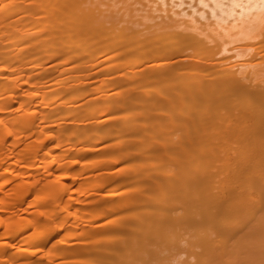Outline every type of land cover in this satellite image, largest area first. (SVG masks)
Returning <instances> with one entry per match:
<instances>
[{
	"label": "bare ground",
	"instance_id": "1",
	"mask_svg": "<svg viewBox=\"0 0 264 264\" xmlns=\"http://www.w3.org/2000/svg\"><path fill=\"white\" fill-rule=\"evenodd\" d=\"M0 264H264V0H0Z\"/></svg>",
	"mask_w": 264,
	"mask_h": 264
}]
</instances>
